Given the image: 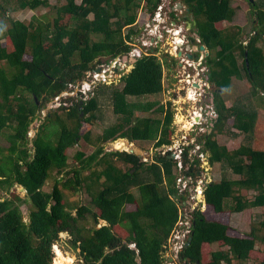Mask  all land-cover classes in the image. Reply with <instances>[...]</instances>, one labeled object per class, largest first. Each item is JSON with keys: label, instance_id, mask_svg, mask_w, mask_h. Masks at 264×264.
Listing matches in <instances>:
<instances>
[{"label": "trees", "instance_id": "1", "mask_svg": "<svg viewBox=\"0 0 264 264\" xmlns=\"http://www.w3.org/2000/svg\"><path fill=\"white\" fill-rule=\"evenodd\" d=\"M142 1L65 0L55 7L53 21L44 24L36 20L35 27L11 20L9 29L0 33V134L11 142L9 148L0 146V264H54L57 254V264H71L72 257L65 256L59 247L56 253L57 243H70L83 264H169L168 240L180 216L179 199L175 198L179 169L172 153L158 154L148 165L128 151H106L101 138L94 140L90 130L81 133L84 123L93 127L100 119L97 94L109 85H101L96 96L83 104L75 99L72 105L51 112L33 140L35 153L28 148L30 127L41 110L88 72L129 55L132 47L127 42L137 34L133 26L140 10L153 17L162 0H145L144 7ZM177 1L190 8L197 33L210 52L206 64L210 67L209 82L217 89L213 98L219 117L210 122L212 131L203 133L197 143L209 154L210 165L222 171L221 179L207 182V209L194 211L192 242L181 250L179 262L256 264L251 256L258 243L263 244L264 252V213L261 220L251 222V231L244 236L230 233V219L224 214L241 212L245 219L244 212L250 211L252 219L256 209L264 208V149L241 144L230 150L220 144L219 137L253 138L250 133L255 132L259 114L246 103L228 108L219 89L229 86L233 78L242 80L245 74L254 97L264 92V48L258 45L264 43V0L256 4L259 26L248 44L242 39V28L219 26L233 21V0ZM15 5L31 11L51 7L50 0H17ZM8 11L0 3L1 14ZM125 27L129 28L127 35L123 34ZM159 52L156 48L139 58L122 78L118 112L128 106V98L143 99L164 92ZM70 101L72 98L66 100ZM159 113V118L134 119L129 113V128L122 138L132 143L154 142L155 148L172 145V103L154 115ZM231 119L238 132L226 130ZM123 128L118 124L112 130L118 133ZM82 140L95 150L87 158L78 153L70 164L68 152ZM189 149L184 151L185 164L191 162ZM193 164L190 175L197 179L202 161L194 157ZM230 172L233 177L227 176ZM15 185L26 189V197L12 191ZM84 193L89 196L86 203L77 199ZM28 202L32 209L26 221L22 205ZM131 203L136 204V210H127ZM64 233L67 237H62ZM217 243L221 250L213 249ZM260 264H264V257Z\"/></svg>", "mask_w": 264, "mask_h": 264}, {"label": "rangeland", "instance_id": "2", "mask_svg": "<svg viewBox=\"0 0 264 264\" xmlns=\"http://www.w3.org/2000/svg\"><path fill=\"white\" fill-rule=\"evenodd\" d=\"M78 2H81V0H77ZM257 2H260L261 0H256ZM0 3L5 4L9 11L6 15H2L0 12V24L1 25L0 33H4L6 29H9L11 26V20H20L22 22H25L27 24H33L35 27L37 25L36 20L46 24L49 21H53L56 17V6H62L65 3V0H50L51 7H41L35 11H31L29 9H18L17 0H0ZM145 0L142 1L141 6L143 7L146 5ZM232 5L234 9L236 10V15L232 22H223L219 24L220 28L227 29V28H242V39L245 41V44H248L250 38L255 34L258 23H257V16L256 14L249 9L248 4L246 3V0H233ZM16 6V7H15ZM143 9V8H141ZM261 9L264 10V5L261 6ZM142 13V15H141ZM139 18L138 23L139 26H144V22L149 19V15L146 14L143 10H140L139 12ZM95 16H91V19H93ZM185 23V22H182ZM184 25V24H182ZM104 27V26H103ZM33 30V26H31ZM137 28V26H135ZM129 31V28H124L123 34L126 35ZM99 36H96L94 39L98 40ZM259 46H262L264 48L263 41H260L258 43ZM205 56L208 57L210 54L209 50L204 51ZM170 55L164 58L163 55ZM173 54L174 48H173V42L169 39L163 47L160 49V52L158 56L163 59V65H164V92L159 96H152V97H146L143 99H137V98H128L127 103L128 106H124V111L122 113L118 112V109L121 106H117L118 100H120L119 96L121 94V91L124 87V82L122 81V77H117V75L114 77L115 79L112 82L111 86H108L104 88L101 92H98V99L101 103V111L98 113V121L94 122L93 127L89 124L84 123L83 127L81 129V133L84 135L89 130L93 132V139L98 140L101 138L102 143H104L105 150L108 152L111 151H131L135 150L137 154L141 155L143 160H148L149 162H146V164H151L152 159L154 156H156V148H154V142H134L133 144L130 143V141L127 138H122L126 136L127 129L129 128V123L127 121L129 120L130 116L129 113L133 114V119L138 116H152V117H161V113L155 114V112H158L162 108L167 107V104L170 102L172 103L173 112H174V122L172 125V129L174 131L173 133V144H177V142L182 141L181 135L185 136V132L187 136H192L193 133H191V128L194 123L193 117L195 116V112H199L196 110H199L200 107H203L204 110L207 111V113L204 116V119L206 122H204V128L209 130V124L213 116H215L214 119H216V111H212V107L215 110V106L213 104V94L216 93L217 89L214 87L213 84L209 83V90L206 92V97L203 101L200 100L199 92L202 91L205 93L204 90H201L197 87L194 89L198 90L199 92L196 94V99H192V95H190V92H193L192 86H189L187 80L188 75L181 69V67L178 65L177 60H173L171 57H175ZM176 58V57H175ZM243 60L241 59L240 62ZM134 65L129 62L123 61V74H128L132 67ZM208 72L210 70V67L208 66ZM191 74L193 77L197 76V72L195 70L191 71ZM209 75H207L208 77ZM114 84V85H113ZM221 90V95H223L224 101L226 103V106L228 108H231L232 106H240L241 103L251 104L254 109L258 112L259 117L256 125L255 132L250 133V136L252 135L253 138H247L245 135H240L238 138H229V136H220L219 142L221 145H226L230 150L237 149L241 144H251L253 146L259 147L261 149H264V92L259 94V96L254 97L251 94V83L247 76L244 74V78L242 80L233 78L231 81V84L224 89ZM116 93V96H113L114 93ZM80 98H78L79 100ZM58 104L55 101L50 102L43 110H41L38 113V118L32 123L30 127V132L28 135L29 144L28 148L30 150L31 154L35 153V150L33 148V140L37 136L40 127L45 126L47 124L46 118L50 116L51 112L57 111L60 107H57ZM211 106V110H210ZM199 107V108H197ZM122 111V110H121ZM209 111L211 113L209 114ZM63 116V115H62ZM65 116V115H64ZM198 117L200 115H197ZM50 124H53L51 121ZM227 124L226 130H230L229 132H238L236 129L233 128L234 119L229 120ZM118 124H121L124 126V128L121 130V132H114L112 128ZM52 126V125H51ZM56 126L53 125L51 129L55 128ZM57 130V128H55ZM198 129V127H197ZM195 137L194 141L196 140V137L200 133H198V130H194ZM189 132V133H188ZM55 135V134H53ZM56 136V135H55ZM117 138V140H115ZM233 138V139H232ZM252 139V140H251ZM251 140V141H250ZM121 141H125L129 143L130 148H117L119 146H122ZM192 141V142H194ZM258 141V142H256ZM116 143V144H115ZM0 146H3L4 148H9L11 146V142L8 140V138L2 134H0ZM135 146V147H134ZM137 147V148H136ZM177 145L173 147V151H175L177 148ZM95 148L93 146L88 145L83 140L76 145L74 148L70 149L68 152V155L70 157L69 163H74L75 156L78 155V153H84L85 158H87ZM153 151V152H152ZM153 154H152V153ZM201 174L203 178H206L208 182L215 181L217 178L221 179V168L218 167H212L209 163V154L205 155V158L202 160L201 165ZM228 177H233L232 173H228ZM53 182V181H52ZM51 185V182H50ZM50 185L47 186V189L50 188ZM64 190L70 194V197L72 199H76V196L71 195L72 193L68 190V187H64ZM12 191L19 193L22 197H26L27 191L23 187L19 185H15L12 188ZM3 195H7L8 192L6 189L2 191ZM196 194V193H195ZM203 194L199 195V199H203ZM176 198V197H175ZM77 199H81L83 203H86L89 201V196L84 193L82 196L78 195ZM127 210H136V204L131 203L127 204ZM32 209L31 204L24 203L22 205V210L24 213V218L26 221L30 220V211ZM207 209V208H205ZM254 218H250L251 212H244L245 213V219L244 214L241 212H227L224 214L226 217H228L230 220L228 223L232 227L231 234L233 235H239L244 236L245 234H248L251 231V222L255 219V221L261 220L264 208H258L255 211ZM62 237H67V233L62 234ZM221 246L218 243L213 246L214 250H221ZM56 247H59V249L64 253L65 256L72 257L73 261L71 264H83V259L81 258L79 252L72 248L70 243H57L55 245V250L57 253ZM263 244L258 243L256 247V251L252 252V260L256 262V264H260L264 257V252L262 251ZM222 249H227V247H222ZM169 255V254H168ZM54 259V264H57L56 258ZM172 259V258H171ZM175 264H180L179 257H176L172 260ZM179 262V263H178Z\"/></svg>", "mask_w": 264, "mask_h": 264}, {"label": "built area", "instance_id": "3", "mask_svg": "<svg viewBox=\"0 0 264 264\" xmlns=\"http://www.w3.org/2000/svg\"><path fill=\"white\" fill-rule=\"evenodd\" d=\"M178 6L179 3H177L176 0H162L154 16L152 17L148 14L149 19L144 22V26L140 27L139 23L135 25L137 26V34L133 35L132 40L127 42L129 46L132 47L128 57L129 59L139 60L142 56L154 52L156 48L161 49L165 42L170 39L173 42L175 52L173 55L176 57L179 53H182L181 58L178 59V65L186 75H188L187 82L189 86L193 88L192 99L195 100L197 97H195V92L197 94L199 91L194 88L198 85L197 88L205 91V93L202 91L199 92L198 97H200L202 101L206 96V91L209 89L206 76L208 72L205 64L206 56L204 51L201 50V39L188 29L186 26L187 23H182L180 21L179 18L182 12L178 9ZM189 54L195 55V59L191 60ZM123 70V58H117L108 64L98 66L95 70L88 72L85 78L74 85H70L67 91L58 96L55 99L58 104L57 107L72 105V101L69 103L66 102L69 98H75L76 100L80 98L83 101L91 99L101 85H112L116 75L117 77H123ZM192 70L197 72L196 77H193L191 74ZM196 111L199 112H195V116L193 117L194 123L190 130L191 133H193L192 136H187L185 133V136L181 135L182 141L177 142V144L156 150V152L163 155L172 153L171 157L177 161L179 169V179L177 181L178 195H185V199H179V220L173 228L168 240L170 245V251L167 253V255L169 254L168 256H170L169 264H175L172 260L180 256L181 250L190 237L194 211L198 209L205 210L206 208L205 194L203 195V199H199V195L204 193L208 181L206 178L202 177L204 175L201 174V170L198 173L197 179L190 175L192 174L191 168L194 166V157L202 161L206 155L202 151L204 146L197 143L196 140H198V137L202 133L206 132V129L203 127L204 122H206L203 115H205L207 111L204 110L203 107H200L199 110ZM197 115L200 116L198 117ZM199 126L201 127L197 129ZM194 130H198L197 132L200 133L195 141ZM176 145L177 149L173 151V147ZM187 147L190 148L189 158L191 162L185 164L183 156L185 148ZM143 161L149 162V159ZM132 247H135V244H133Z\"/></svg>", "mask_w": 264, "mask_h": 264}, {"label": "clouds", "instance_id": "4", "mask_svg": "<svg viewBox=\"0 0 264 264\" xmlns=\"http://www.w3.org/2000/svg\"><path fill=\"white\" fill-rule=\"evenodd\" d=\"M176 1H177V0H176ZM178 3H179V6H180V4H182V3L179 2V1H178ZM178 8H180V7H178ZM179 10H180V9H179ZM180 11H181V10H180ZM181 12H182V11H181ZM180 16H181V15H180ZM181 22H182V21H181ZM185 23H186V22H185ZM196 24H197V22H196ZM186 26L188 27V29H190V31H191L193 34H195L197 37H199V35H198V33H197V29H196V30H191V26H188V24H186ZM199 38H200V37H199ZM200 39H201V38H200ZM196 44H197V43H196ZM202 47H205V46L202 44V40H201V50H202ZM205 48H206V47H205ZM206 49H207V48H206ZM206 49H205V50H206ZM205 50H203V51H205ZM190 55H192V54H189V56H190ZM126 56H128V55H126ZM177 56H178V55H177ZM177 56H176V59L178 60ZM192 56H193V58H190V57H189V58H190L191 60H194V59H195V55H192ZM206 59H207V57H206ZM128 62H129V61H128ZM130 63H131V62H130ZM178 63H179V60H178ZM205 64H206V61H205ZM206 67L208 68V65H207V64H206ZM132 69H133V67H132ZM132 69H131V70H132ZM199 71H200V67H199ZM208 74H209V72H207V75H208ZM126 75H127V74H126ZM207 75H206V76H207ZM124 76H125V75H124ZM124 76H123V77H124ZM123 77H122V78H123ZM122 78H121V79H122ZM207 82L210 83V82H209V76L207 77ZM99 88H100V87H99ZM99 88H98V89H99ZM98 89H97V90H98ZM97 90H96V91H97ZM208 90H209V89H208ZM208 90H207V91H208ZM207 91H206V92H207ZM63 93H64V92H63ZM95 96H96V92H95V95H94L93 97H95ZM93 97H92V98H93ZM205 97H206V96H205ZM92 98H91V99H92ZM91 99H89V100H91ZM204 99H205V98H204ZM204 99H203V100H204ZM73 100H75V98H72V104H73ZM89 100H87V101H89ZM203 100H202V101H203ZM76 101H81V103H84V102H85V101H83V100H81V99H79V100L77 99ZM213 104H214V98H213ZM61 107H62V106H61ZM210 110H211V106H210ZM212 111H216V110H214L213 107H212ZM210 113H211V111H209V114H210ZM214 115H216V119H218L219 115H218L217 113H215ZM214 118H215V116H213V118H212L211 120H214ZM210 122H212V121H210ZM200 127H201V126H199L198 129H199ZM205 129H206V128H205ZM209 130L212 131L210 128H209ZM186 132H187V131H186ZM186 132H185V133H186ZM206 132H208L207 129H206ZM206 132H205V133H206ZM188 133H189V132H188ZM202 134H203V133H202ZM202 134H201V135H202ZM201 135H200L198 138H200ZM196 142H197V140H196ZM130 143H131V142H130ZM133 143H134V142H133ZM133 143H131V144H133ZM172 145H173V144H172ZM172 145H170V146H172ZM134 147H135V146H134ZM166 147H169V146H164V147H162V148H156V150H160V149H163V148H166ZM136 148H137V147H136ZM154 148H155V146H154ZM117 151H119V150H117ZM134 151H135V150H134ZM128 152L130 153V151H128ZM152 152H153V151H152ZM155 153H156L155 155L161 154V153H158V152H155ZM135 155H138V156H140V157L142 158V156L139 155V154H135ZM162 155H163V154H162ZM171 158H172V157H171ZM154 159H155V156H154L153 159H152V163L154 162ZM173 159H174V158H173ZM142 161H143V158H142ZM143 162H144V161H143ZM144 163H146V162H144ZM152 163H151V164H152ZM148 165H150V164H148ZM176 196H179V195L177 194ZM179 199H180V196H179Z\"/></svg>", "mask_w": 264, "mask_h": 264}, {"label": "flooded vegetation", "instance_id": "5", "mask_svg": "<svg viewBox=\"0 0 264 264\" xmlns=\"http://www.w3.org/2000/svg\"><path fill=\"white\" fill-rule=\"evenodd\" d=\"M182 3V7L178 8L182 11L181 16H180V21L186 22L188 26H191V30H196V20L194 15L191 13L190 8L185 5L182 1H179ZM178 3V1H177ZM246 3L249 6V9L252 10L256 16H257V23H258V11L256 10V4L258 3L256 0H246ZM179 7V6H178ZM259 24V23H258Z\"/></svg>", "mask_w": 264, "mask_h": 264}, {"label": "water", "instance_id": "6", "mask_svg": "<svg viewBox=\"0 0 264 264\" xmlns=\"http://www.w3.org/2000/svg\"><path fill=\"white\" fill-rule=\"evenodd\" d=\"M180 8L182 7V4H180V6H179ZM196 24V23H195ZM206 48L205 47H202V50H205ZM181 56H182V53H179L178 54V56H177V58L179 59V58H181ZM190 58H193V56L192 55H190L189 56ZM248 58V52H246V59ZM123 61H130L133 65H135L137 62H138V59H129V57L128 56H125L124 58H123ZM247 65H248V68H249V61H248V59H247ZM197 87H198V85H197ZM83 104V103H82ZM130 153L131 154H137L136 153V151H134V150H131L130 151ZM25 189V188H24ZM176 197V199H179V196H175ZM191 242H192V237H190V239L188 240V242L186 243V247H188L190 244H191Z\"/></svg>", "mask_w": 264, "mask_h": 264}, {"label": "bare ground", "instance_id": "7", "mask_svg": "<svg viewBox=\"0 0 264 264\" xmlns=\"http://www.w3.org/2000/svg\"><path fill=\"white\" fill-rule=\"evenodd\" d=\"M190 95H192V97H193V92L191 91L190 92ZM121 143H122V146H119V147H117V148H130V146H132V145H130V144H128L127 142H125V141H121ZM116 144V143H115Z\"/></svg>", "mask_w": 264, "mask_h": 264}, {"label": "crops", "instance_id": "8", "mask_svg": "<svg viewBox=\"0 0 264 264\" xmlns=\"http://www.w3.org/2000/svg\"><path fill=\"white\" fill-rule=\"evenodd\" d=\"M212 121V120H211ZM211 131H209L208 133H210ZM139 143H141V142H139ZM129 144V143H128Z\"/></svg>", "mask_w": 264, "mask_h": 264}]
</instances>
